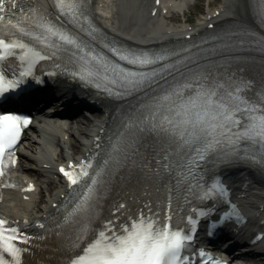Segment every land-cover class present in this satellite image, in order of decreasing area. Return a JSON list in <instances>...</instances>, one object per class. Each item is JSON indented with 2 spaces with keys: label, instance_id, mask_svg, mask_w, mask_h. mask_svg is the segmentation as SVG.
Returning a JSON list of instances; mask_svg holds the SVG:
<instances>
[{
  "label": "bare ground",
  "instance_id": "6f19581e",
  "mask_svg": "<svg viewBox=\"0 0 264 264\" xmlns=\"http://www.w3.org/2000/svg\"><path fill=\"white\" fill-rule=\"evenodd\" d=\"M194 3V2H193ZM191 0H91V13L100 26L109 34L127 40L133 44L149 45L152 43H167L184 37L187 32L183 23L173 24L174 13H184L190 8ZM210 1H208V5ZM158 11L152 15L154 9ZM218 8V7H217ZM220 14L205 21L209 12L204 13L197 22V28L203 29L212 20L227 19L234 22L250 23L252 14L247 0H223ZM167 10L166 13H163ZM213 13L215 10H211ZM213 15V14H211ZM187 26V25H186ZM55 88L65 89L73 87L72 82L55 83ZM100 114L96 118H81L78 116L71 123L63 122L58 118L45 119L38 116L43 123H33L25 132V140L21 143V156L12 175L20 181H33L36 190L22 192L20 190H6L0 201V212L12 215L15 218L36 217L41 212L52 207L59 195L64 191L62 181L57 175L58 161L70 157L76 149L84 152L90 145V136L97 133L107 113L108 102L97 98ZM110 115L113 114L111 108ZM68 135L70 140H68ZM82 138L80 139V137ZM225 181L238 187L239 181L248 182L242 190L244 196L241 200L245 205V214L254 220L247 229H253L264 220V212L255 216L256 209L264 207V170L253 164L243 161L228 162L222 168ZM260 186V187H258ZM40 195H47L41 203ZM263 228H264V223ZM259 252L261 260H241L237 264H264V240L254 247Z\"/></svg>",
  "mask_w": 264,
  "mask_h": 264
},
{
  "label": "rangeland",
  "instance_id": "374dc122",
  "mask_svg": "<svg viewBox=\"0 0 264 264\" xmlns=\"http://www.w3.org/2000/svg\"><path fill=\"white\" fill-rule=\"evenodd\" d=\"M208 1H212L211 3L213 5L218 0H191L192 4H190L189 10L185 11V14L176 13V15H178V21H183L184 19H189L192 22L196 21L200 17V12L203 13L206 9ZM87 114L91 115V113ZM84 115L85 112H82L78 116L82 118ZM83 118L86 117L84 116Z\"/></svg>",
  "mask_w": 264,
  "mask_h": 264
}]
</instances>
